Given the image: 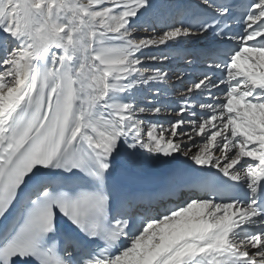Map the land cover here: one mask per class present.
Returning <instances> with one entry per match:
<instances>
[{
    "label": "snow or ice",
    "instance_id": "obj_1",
    "mask_svg": "<svg viewBox=\"0 0 264 264\" xmlns=\"http://www.w3.org/2000/svg\"><path fill=\"white\" fill-rule=\"evenodd\" d=\"M0 264H264V0H0Z\"/></svg>",
    "mask_w": 264,
    "mask_h": 264
},
{
    "label": "bare ground",
    "instance_id": "obj_2",
    "mask_svg": "<svg viewBox=\"0 0 264 264\" xmlns=\"http://www.w3.org/2000/svg\"><path fill=\"white\" fill-rule=\"evenodd\" d=\"M208 44V41H199L197 44L195 45H185V47H189V46H194V47H204ZM183 46H181L180 48H176L174 50H169L167 48L163 49V52L167 55H169V60L168 61H164L163 64L161 65H154L156 67H162L164 70L169 72V75L171 76V80H175L174 85L177 83L176 81V76L178 73H188V75H186L185 77H189L192 76V74H199V71L201 70L200 67L198 66H188L186 61L183 59V49L185 48ZM190 48V47H189ZM145 54L150 53V52H156L159 53L161 51V49H145ZM186 64V66L183 65V63ZM149 64H152V62H148ZM176 63H180L178 66H175ZM169 67H166L165 65H167ZM170 87V86H169ZM168 87V92H169V96L167 97L170 101L173 102V106H175L174 102L178 99L177 95L174 92L173 87L169 88ZM172 117V116H171ZM173 119H176V117H173ZM196 139H201L200 137H197ZM181 160H183L184 158L181 157ZM190 163V162H189ZM168 172V168L166 166L163 165H151L149 167H147L143 173L141 174V178L138 180H135L133 182H131L129 184V187L135 191H137L139 188H141V184H143L144 182H149L151 179H161V181H163L164 177L166 176Z\"/></svg>",
    "mask_w": 264,
    "mask_h": 264
},
{
    "label": "rangeland",
    "instance_id": "obj_3",
    "mask_svg": "<svg viewBox=\"0 0 264 264\" xmlns=\"http://www.w3.org/2000/svg\"><path fill=\"white\" fill-rule=\"evenodd\" d=\"M140 35H145V33H140ZM183 47H185V46H183ZM189 47H193V46H189ZM181 63H183V62H181ZM162 64H163V63H161V65H162ZM179 64H180V63H176V65H174V67H175V66H178ZM156 65H158V64H156ZM183 65L186 66L185 63H183ZM165 66H166V67H169L168 64L165 65ZM197 66H198V65H197ZM198 67H199V66H198ZM190 78H192V76H189V77H187V78L185 77V79H190ZM171 81H172V80H171ZM174 81H175V80H173V81H172V84L169 85L170 87L168 86L169 88H171L172 85H174V83H175ZM173 117H174V116H172V117H171V116H165V117H162L161 119H162V120H167V119H173ZM197 140H200V139H197ZM193 151H195V148L193 149Z\"/></svg>",
    "mask_w": 264,
    "mask_h": 264
}]
</instances>
